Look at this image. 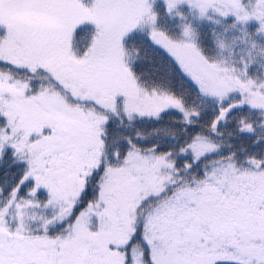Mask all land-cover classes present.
<instances>
[{
  "label": "snow or ice",
  "instance_id": "6c2138e0",
  "mask_svg": "<svg viewBox=\"0 0 264 264\" xmlns=\"http://www.w3.org/2000/svg\"><path fill=\"white\" fill-rule=\"evenodd\" d=\"M0 264H264V0H0Z\"/></svg>",
  "mask_w": 264,
  "mask_h": 264
}]
</instances>
